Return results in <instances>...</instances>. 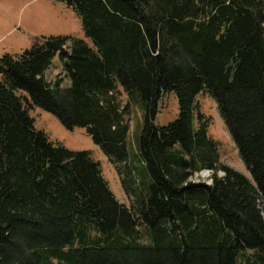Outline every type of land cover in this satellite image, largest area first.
I'll return each mask as SVG.
<instances>
[{
  "label": "trees",
  "instance_id": "trees-1",
  "mask_svg": "<svg viewBox=\"0 0 264 264\" xmlns=\"http://www.w3.org/2000/svg\"><path fill=\"white\" fill-rule=\"evenodd\" d=\"M60 1L87 40L42 37L0 58V264H241L248 252L264 264V0ZM57 54L66 87L45 77ZM169 92L178 113L158 124ZM201 94L251 179L219 161ZM35 107L85 128L119 173L137 108L135 204L89 151L38 129ZM203 169L209 184L192 180Z\"/></svg>",
  "mask_w": 264,
  "mask_h": 264
},
{
  "label": "rangeland",
  "instance_id": "rangeland-1",
  "mask_svg": "<svg viewBox=\"0 0 264 264\" xmlns=\"http://www.w3.org/2000/svg\"><path fill=\"white\" fill-rule=\"evenodd\" d=\"M49 36H72L87 40L80 16L60 0H0V58L5 54H21L36 40ZM57 76L62 78V87L69 85L66 71L58 54L53 59L51 67L45 72V77L49 81H53ZM198 102L200 111L209 119L208 132L219 144V161L251 179L228 128L219 114L216 102L207 94L199 95ZM177 113L178 101L174 94L169 92L160 102L157 123H168L174 120ZM30 115L35 121V126L45 131L51 140L59 141L71 150L89 151L94 159L99 161L103 176L116 199L128 207L135 204L133 188L138 184H140L138 187L142 188L140 176L142 165L138 162L136 150V134L139 131L142 117L137 108L132 109L129 122L127 147L130 156L126 163L120 165V173L100 147L95 144L85 128L67 129L53 114L38 107L31 110ZM130 170L131 174L127 175L126 172ZM212 174L211 170L203 169L195 173L192 180L209 184ZM218 174L223 173L218 172ZM131 175L135 183L132 182ZM123 180L127 191L122 183ZM260 208L264 217V204L261 203ZM246 254L249 258L242 257L241 264L260 263L259 256L255 252Z\"/></svg>",
  "mask_w": 264,
  "mask_h": 264
}]
</instances>
